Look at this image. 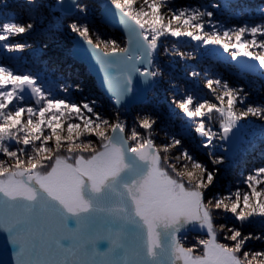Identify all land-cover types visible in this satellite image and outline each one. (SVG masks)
Segmentation results:
<instances>
[{"label":"snow or ice","instance_id":"6c2138e0","mask_svg":"<svg viewBox=\"0 0 264 264\" xmlns=\"http://www.w3.org/2000/svg\"><path fill=\"white\" fill-rule=\"evenodd\" d=\"M27 2L35 5L36 0ZM172 3L103 0L105 14L116 17L125 34L124 45L99 34L93 38L86 22L88 3L45 5L50 14L61 13L54 17L55 32L66 29L92 50L117 106L112 118L97 111L95 101H74L70 92L81 90L79 85L61 86V96L38 76L0 63V156L7 158L0 159V236L10 248L9 260L0 258V264H264V248L248 249L253 241L264 245V165L252 169L243 186L207 196L215 187L217 166L232 160L216 154V141H233L250 117L262 122L264 135V103L251 102L249 91L223 78L205 82L215 102L198 88L184 89L180 98L173 94L171 104L186 118L179 135H198L208 162L175 135L157 145L155 116H137L130 132L121 118V109H129L133 98L163 77L156 63L161 38L186 37L205 48L214 46L236 62L240 78L264 76V20L225 27L210 10H219L221 3L204 9ZM258 11L264 16V7ZM46 19L31 11L27 22L0 21V50L39 53L31 44L10 41L36 31ZM169 51L165 46L163 54ZM171 54L194 58L183 51ZM189 75L200 74L192 70ZM213 120L219 131L213 130ZM173 149L177 155H165ZM221 211L239 222L219 225L224 242L215 224ZM254 224L260 232L245 231ZM189 226L206 236L186 245L182 233ZM100 241L107 242L106 251L99 250Z\"/></svg>","mask_w":264,"mask_h":264},{"label":"trees","instance_id":"16d2710c","mask_svg":"<svg viewBox=\"0 0 264 264\" xmlns=\"http://www.w3.org/2000/svg\"><path fill=\"white\" fill-rule=\"evenodd\" d=\"M89 4V15L87 23L93 32L102 39H115L121 45L125 44V38L114 31L111 27L101 21L100 9L103 0H81ZM221 3L219 10L210 9L215 12L214 20L219 25L225 27H236L245 22L250 24L260 23L264 20L258 9L264 7V0H234L228 1V7L224 6V0H173L172 7H200L204 9L211 3ZM56 0H36L35 5L28 4L27 0H0V21L17 19V22H27L28 14L35 11L37 15L43 14L47 19L44 24L34 32L26 33L14 37L12 43H28L34 48H39V53H34L32 48L25 49L23 52L0 54V63L9 64L16 68L17 73H32L39 77V83L46 88L50 87L57 91L58 95H65L59 91L63 85H79V91L74 88L70 95L74 101H95L96 110L103 113L108 118H112L117 110L114 101L109 99L99 87L96 79L91 74L85 63L79 61L72 53V39L75 34L66 29L55 32L52 29L54 17H59L60 12H49L45 5L54 6ZM166 10V9H165ZM79 16L68 17L64 20L67 24L70 20ZM81 22H84L81 19ZM47 44V47H44ZM173 45L176 46L173 49ZM169 48L168 54H163L164 47ZM103 47V45L101 46ZM183 51L191 53L194 58H181L173 56L171 52ZM8 57H14L9 60ZM156 63L163 69V77L158 79L155 87L149 92L148 99L142 105L133 107L130 110L121 109V118L127 123L128 132L135 126L137 116L151 114L157 118V125L154 126L153 139L157 145L167 143L173 135L183 140L184 147L198 159L208 162L206 150L200 146L201 138L195 133L191 137L180 136L182 128L186 124V118L175 105L171 104L173 94L180 98L181 91L184 89L192 90L198 88L202 91L204 98L215 102L213 95L205 88V82L209 78H223L229 80L234 85L242 86L251 93L249 100L253 103H264V76L259 73L247 74L240 78L238 68L234 65L228 53L217 49L214 46L207 48L198 45L197 42L189 38L166 37L161 38V46L156 56ZM195 70L200 75L193 78L189 73ZM175 85V87H172ZM215 115V114H214ZM26 119V116H25ZM244 123V122H241ZM213 130L219 131L218 123L213 120ZM262 122L256 118H249V124L239 132L240 140L235 150L229 151L228 146L220 141H216L215 149L217 155L232 156V160H226L224 165L219 167V173L215 181V187L207 193L210 198L216 192H225L234 189L237 185L243 186L244 177L252 169L264 165V135L260 128ZM222 145V146H221ZM15 148L16 145L13 144ZM228 150V151H226ZM173 149L169 157L177 155ZM87 155V153H85ZM0 159H7L0 156ZM11 163V161H9ZM209 167H211L209 163ZM218 231V239L224 242V233L220 232L219 225L225 224L228 227L238 226L231 213L219 212L215 219ZM254 230L260 232L259 224H254L245 228V231ZM186 237L184 243L191 245L195 243L197 237H205V232H188L182 234ZM264 248L259 242L253 241L248 245V249L253 251ZM246 249V250H248Z\"/></svg>","mask_w":264,"mask_h":264},{"label":"water","instance_id":"95a60500","mask_svg":"<svg viewBox=\"0 0 264 264\" xmlns=\"http://www.w3.org/2000/svg\"><path fill=\"white\" fill-rule=\"evenodd\" d=\"M228 1H234V0H228ZM69 2H70V0H65L66 4ZM100 16H101V21L105 25L111 27L114 31L119 33L121 36H123L125 38V43H126L125 34L122 31V28L119 25L117 18L112 16V15L105 14L103 7H101V9H100ZM72 53L79 61L86 64V66L90 70L91 74L96 79V81H97L99 87L101 88L102 92L109 99H112L110 97V94L106 90V85L104 84V71H103V69L96 62L92 50L77 36H75L72 39ZM234 65L238 68L236 62H234ZM151 89H152V87L151 88H145L144 91L140 95L133 98V100L130 102V108L127 110H130L131 108L136 107L138 105L144 104L146 102V100L148 99L149 92ZM115 107H117V106L115 105ZM239 140H240V135L238 134L237 137L233 141H223L222 143H224L228 146L229 151H233L237 148ZM186 231L197 232L196 230H192L190 228H188ZM98 247H99V250L106 251L107 242L106 241H100L98 244ZM65 255L67 256V259H69V260H74L77 258L76 256H73L71 254H65ZM0 258H2V260L5 262L8 261L10 258V248L6 244L3 236H0ZM96 259L99 260L100 258L96 257Z\"/></svg>","mask_w":264,"mask_h":264},{"label":"flooded vegetation","instance_id":"af4514ba","mask_svg":"<svg viewBox=\"0 0 264 264\" xmlns=\"http://www.w3.org/2000/svg\"><path fill=\"white\" fill-rule=\"evenodd\" d=\"M189 228L192 229V230H198V231H200L198 228H195V227H192V226H189ZM188 232H190V231H185L182 234L188 233Z\"/></svg>","mask_w":264,"mask_h":264},{"label":"rangeland","instance_id":"374dc122","mask_svg":"<svg viewBox=\"0 0 264 264\" xmlns=\"http://www.w3.org/2000/svg\"><path fill=\"white\" fill-rule=\"evenodd\" d=\"M132 109V108H131ZM197 232H199L198 230H196ZM200 232H202L201 230H200Z\"/></svg>","mask_w":264,"mask_h":264}]
</instances>
